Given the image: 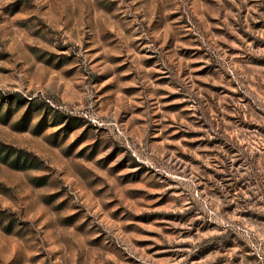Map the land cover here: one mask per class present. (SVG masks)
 I'll return each instance as SVG.
<instances>
[{
  "label": "rangeland",
  "instance_id": "1",
  "mask_svg": "<svg viewBox=\"0 0 264 264\" xmlns=\"http://www.w3.org/2000/svg\"><path fill=\"white\" fill-rule=\"evenodd\" d=\"M0 264H264V0H0Z\"/></svg>",
  "mask_w": 264,
  "mask_h": 264
},
{
  "label": "trees",
  "instance_id": "2",
  "mask_svg": "<svg viewBox=\"0 0 264 264\" xmlns=\"http://www.w3.org/2000/svg\"><path fill=\"white\" fill-rule=\"evenodd\" d=\"M9 154V153H8ZM15 166V165H14Z\"/></svg>",
  "mask_w": 264,
  "mask_h": 264
}]
</instances>
